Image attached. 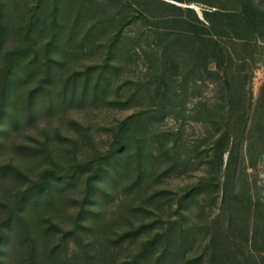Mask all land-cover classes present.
<instances>
[{
	"label": "rangeland",
	"instance_id": "1",
	"mask_svg": "<svg viewBox=\"0 0 264 264\" xmlns=\"http://www.w3.org/2000/svg\"><path fill=\"white\" fill-rule=\"evenodd\" d=\"M137 1L154 5L149 6L151 12L162 9L156 0ZM168 1L190 7L192 10L184 9L182 15L193 22L195 16L204 19V10L239 8L238 0ZM31 2L0 0L4 26L0 41V88L7 53L24 40L22 31ZM253 2L264 5V0ZM155 18L148 19L147 23L155 20L159 26L170 28L183 25ZM86 27L83 23L77 26L70 39L61 37L52 51L61 59L51 69L52 77L47 83L53 93L68 74L102 59L112 26L100 31L95 29L90 39L81 42ZM129 28L135 29L134 26ZM19 29L22 30L19 32ZM38 39L43 43L47 33L41 31ZM129 41L125 39V46ZM149 41L154 40L143 38L141 43ZM125 46L118 54L122 68H107L106 77L102 79L104 88L96 99L57 100L49 104L44 93L35 99L30 117H27L26 94L43 75V54L31 74L17 84L14 66L7 92L9 112L0 118V223L11 214L0 239V264H121L131 259L146 240L153 239V250L141 264H264V215L254 211L256 204L264 201V153L259 152L257 141L247 155L242 145L243 148L233 154L230 169L225 170L224 142L215 143L213 135L227 124L231 125L232 120L222 118V105L228 108L230 101L237 103L241 89L237 83L229 84L234 97L224 99L222 86L210 82L206 72L194 96L182 98L185 102L182 109L174 108V113H157L150 118L147 150L142 157L143 172L138 183L133 180L136 161L132 157L119 177L104 176L96 187H91L94 189L92 201L84 196L88 182V174L84 173L52 185L49 194L43 191L36 202L25 204L16 215V199L28 184L39 181L44 174H60L72 167L91 169L99 154L113 142L119 121L137 106L151 102L146 67L152 61L153 50L148 49L146 53L138 50L134 54L127 52ZM240 54L248 58L247 62L242 65L234 55L232 68L235 71L240 68L241 74L251 73L244 89L251 93L254 104L264 81V41L237 52ZM209 65L212 67L213 63ZM95 76V72L89 74V83H93ZM81 85L82 80L78 79L76 91ZM134 88L139 89L138 96L130 102V107H121L114 101L125 99ZM259 115H256L257 120L261 118ZM232 117L235 119L236 115ZM159 139L190 157L184 172L162 173L168 155L163 149H156ZM133 149L134 144L130 143V152ZM86 161H90L89 164L86 165ZM201 174L209 181L202 192L180 199ZM226 174L229 180L224 185ZM211 180L219 185L213 186ZM223 186L225 202L221 200ZM236 193L248 199L244 198V205L232 211L229 207ZM82 207L92 211L85 210L79 216ZM138 225L145 226L141 233L118 237L120 232ZM167 227L169 249L158 260L165 245ZM208 250L214 254L208 257Z\"/></svg>",
	"mask_w": 264,
	"mask_h": 264
},
{
	"label": "trees",
	"instance_id": "2",
	"mask_svg": "<svg viewBox=\"0 0 264 264\" xmlns=\"http://www.w3.org/2000/svg\"><path fill=\"white\" fill-rule=\"evenodd\" d=\"M156 1L160 4L159 8H162L157 13L150 11L149 6L154 5H150L148 1L137 0H32L30 3L29 15L25 19L22 31L24 40L16 43V49L7 53L8 61L0 88V118L5 112H9L6 104L7 92L15 72V65L17 84L22 78L31 74L39 62L40 55L43 54L41 59V65L44 67L43 75L38 84L31 87L26 94L27 117H30L35 99L44 93L49 104L57 100L64 102L77 99L82 102L88 97L96 99L104 88L102 79L104 76L106 77L107 68L113 67L116 70L122 68L118 54L125 46V39L130 40L129 45L125 46L129 53L132 51L135 54L138 53V50L146 53L148 49L153 50L152 61L146 67L149 75L147 89L150 91L149 96L152 100L147 105L137 106L119 121L113 134V142L108 149L99 154L91 169L72 167L60 174H44L39 181L28 184L21 196L16 199V215L25 204L36 202L43 191L49 194L52 185L64 183L66 180L84 173L88 174L84 196L86 200L92 201L94 196L92 191L97 182L104 176L114 179L119 177L132 157L136 161L133 180L134 183H138L143 172L142 162L144 160L142 157L147 150L146 132L150 131L148 129L150 118L157 113L163 115L168 112L174 113V108L182 109L181 106L185 103L182 98L194 96L196 86H199L200 81L204 80V72L209 74L210 82L222 86L221 92L224 99L232 100L234 97L229 89V84L237 83L241 89V92L238 93L237 103L230 101L227 104L228 108H225L226 105H222V118L228 117L229 120H232L231 125L227 124L221 132L213 135L215 143L224 142V150L227 151L225 170L230 169L231 158L239 148H243L242 145L247 155V152H250L257 141L259 152L264 153V122L262 121L264 118V81L253 104L251 93L244 89L245 84L249 82L251 73L241 74L240 68L236 71L232 68L234 55L238 56L236 59L242 65L248 60L245 55H237V52L264 41V5L255 4L253 0H238L239 8L204 10V19L195 16V22H193L192 20L188 21L186 16L182 15L184 9L192 10L190 7H182L180 4L168 0ZM154 17L160 20H173L183 25L170 28L159 26L155 20L147 23L148 19H154ZM67 22H70L68 30H66ZM82 23L87 27L81 42L90 39L93 31H96L95 29L100 31L108 25L112 26L108 40L104 44V55L100 61L87 64L83 70L68 74L62 86L53 93L47 83L52 77L51 69L55 63H60L61 59L53 55L52 51L58 46L61 37L72 38L77 26ZM130 26H134L135 29L129 28ZM3 27L0 13V41ZM21 30L19 29V32ZM41 31L47 33V39L43 43H40L38 39ZM148 37L153 38L154 41L142 44L141 40L148 39ZM157 39L160 42H157ZM155 44L156 46H152ZM251 54L253 53L251 52ZM210 63H213L212 67L209 65ZM92 72H95L96 76L93 83H89V74ZM78 79L82 80V85L76 91L75 83ZM138 90V88H134L127 93L125 99L118 98L114 101L121 107L128 108L130 102L138 96ZM171 100H176L177 103L172 104ZM235 109L237 111L234 112ZM257 114H260V120L256 119ZM233 115H236L235 119H233ZM213 120L219 123L218 120ZM158 142L159 145L156 149L160 151L163 149V152L168 155L162 173L184 172L187 164L190 163V157L178 153L173 148V144H165L161 139ZM130 143L134 144L132 152L129 150ZM89 162L86 161V165ZM205 178L207 176L204 174L199 175L183 192L180 199L202 192L209 182ZM209 178L211 179V176ZM228 180L229 177L226 174L224 185ZM210 183L213 186L219 185L218 182L212 180ZM225 194L223 186L222 202H225ZM244 198L247 201L248 197ZM244 198L236 193L231 199L229 208L232 211L240 208L245 203ZM85 210L92 211V209L82 207L79 216ZM254 211L258 215H264V201H260V204L257 203ZM10 217L11 214L8 213L0 223V239L3 237V227L9 223ZM144 227V225H138L135 228L122 231L118 237L139 234L144 230ZM169 232V227H167L165 245L157 256L158 260L169 249ZM154 241V239L146 240L131 259L123 260L121 264H141L142 259L153 250ZM208 251V257L214 254L212 250Z\"/></svg>",
	"mask_w": 264,
	"mask_h": 264
}]
</instances>
